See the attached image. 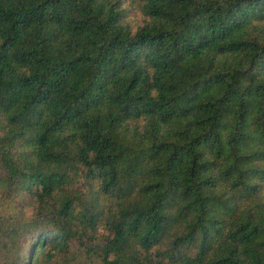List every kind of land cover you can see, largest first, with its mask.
Wrapping results in <instances>:
<instances>
[{
	"label": "trees",
	"instance_id": "trees-1",
	"mask_svg": "<svg viewBox=\"0 0 264 264\" xmlns=\"http://www.w3.org/2000/svg\"><path fill=\"white\" fill-rule=\"evenodd\" d=\"M96 263L264 264V0H0V264Z\"/></svg>",
	"mask_w": 264,
	"mask_h": 264
},
{
	"label": "rangeland",
	"instance_id": "rangeland-1",
	"mask_svg": "<svg viewBox=\"0 0 264 264\" xmlns=\"http://www.w3.org/2000/svg\"><path fill=\"white\" fill-rule=\"evenodd\" d=\"M129 18L132 19V22L133 21H137L140 18V13L137 10L131 9L130 17ZM27 213H29V210H27ZM99 232H101V229H99ZM30 243H28V242L26 243L25 242V252H27V250L29 249ZM96 264H98V263H96Z\"/></svg>",
	"mask_w": 264,
	"mask_h": 264
}]
</instances>
